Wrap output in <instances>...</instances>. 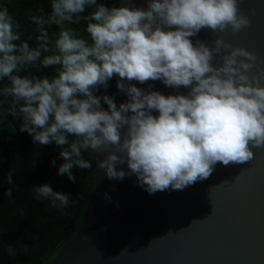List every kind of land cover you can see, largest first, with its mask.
<instances>
[{"label": "clouds", "instance_id": "9594fccd", "mask_svg": "<svg viewBox=\"0 0 264 264\" xmlns=\"http://www.w3.org/2000/svg\"><path fill=\"white\" fill-rule=\"evenodd\" d=\"M240 2L51 0L50 12L27 18L30 33L0 7V107L34 143L60 148L58 174L73 182L74 167L92 168L88 151L104 156L97 167L108 179L135 174L149 194L183 190L217 163H248L264 147V68L255 52L221 35L251 27ZM204 29L215 34L211 44L191 39ZM49 68L51 75L37 74ZM113 79L127 96L119 105L107 94ZM133 81L188 91L164 95ZM34 192L61 210L74 203L47 183Z\"/></svg>", "mask_w": 264, "mask_h": 264}, {"label": "water", "instance_id": "95a60500", "mask_svg": "<svg viewBox=\"0 0 264 264\" xmlns=\"http://www.w3.org/2000/svg\"><path fill=\"white\" fill-rule=\"evenodd\" d=\"M133 3L147 6L146 0ZM239 6L251 27L221 35L255 52L264 68V0H241ZM214 38L204 29L191 39L211 44ZM132 83L145 90L151 84L164 95L188 91L161 81ZM113 95L117 105L127 100L116 80ZM252 150L248 163H217L207 179L154 194L135 174L108 179L97 167L104 156L85 152L92 164L86 201L70 233L41 264H264V147ZM116 168L129 172L127 164Z\"/></svg>", "mask_w": 264, "mask_h": 264}, {"label": "trees", "instance_id": "16d2710c", "mask_svg": "<svg viewBox=\"0 0 264 264\" xmlns=\"http://www.w3.org/2000/svg\"><path fill=\"white\" fill-rule=\"evenodd\" d=\"M51 0H0V7H8L21 30L30 33L35 26L27 18L39 9L50 12ZM112 4L119 0H103ZM82 29L81 25L74 26ZM58 30L55 25L50 31ZM37 33H33L35 36ZM35 47V41H29ZM53 69H41L37 74L51 75ZM107 94H114L115 79L109 82ZM107 108V105H103ZM0 107V264H41L70 233L86 201L91 184L92 168L74 167L75 182L67 175L58 174L64 163L55 144L34 143L27 132L19 130V117L6 115ZM85 155V154H84ZM85 158H87L85 156ZM88 159V158H87ZM55 161V164H53ZM12 175L13 184L7 177ZM49 184L53 190L70 195L63 210L51 206L47 199H37L34 187ZM12 189V196L6 195ZM9 247L15 255H9Z\"/></svg>", "mask_w": 264, "mask_h": 264}]
</instances>
